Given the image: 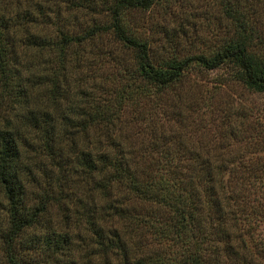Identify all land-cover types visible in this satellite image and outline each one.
I'll use <instances>...</instances> for the list:
<instances>
[{
	"label": "trees",
	"instance_id": "trees-1",
	"mask_svg": "<svg viewBox=\"0 0 264 264\" xmlns=\"http://www.w3.org/2000/svg\"><path fill=\"white\" fill-rule=\"evenodd\" d=\"M156 1L100 2L106 23L51 35L0 0V264H264L252 219L231 209L244 196L225 160L145 109L194 66L263 92L264 0H213L227 30L217 45L153 63L124 18ZM108 34L120 55L103 48Z\"/></svg>",
	"mask_w": 264,
	"mask_h": 264
},
{
	"label": "rangeland",
	"instance_id": "rangeland-1",
	"mask_svg": "<svg viewBox=\"0 0 264 264\" xmlns=\"http://www.w3.org/2000/svg\"><path fill=\"white\" fill-rule=\"evenodd\" d=\"M16 1L34 15L36 23L29 29L33 32H40L38 28L43 26L51 35L57 28L81 33L93 22L106 23L108 19L99 3L109 0H90L91 8L83 7L80 0ZM124 20L133 33L148 37L153 63L173 56L207 54L227 32L213 0H157L146 11H128ZM160 31L166 32L168 44ZM103 38V48L111 45V51L120 55L112 36ZM123 61L129 63V53ZM109 68V64L104 67ZM145 109L153 113L166 135H176L186 145H193L197 155L225 160L231 171L224 177L232 181L237 195L244 196L242 206L235 201L231 209L236 219H252V233L260 239L258 254L264 263V91L249 90L231 79L225 66L212 70L194 66L161 94L157 110ZM50 220L56 229L63 230V225L56 223L59 219Z\"/></svg>",
	"mask_w": 264,
	"mask_h": 264
}]
</instances>
